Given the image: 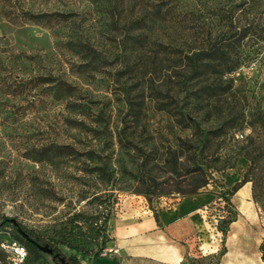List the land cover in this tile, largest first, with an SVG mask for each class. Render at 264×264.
<instances>
[{"label": "rangeland", "instance_id": "1", "mask_svg": "<svg viewBox=\"0 0 264 264\" xmlns=\"http://www.w3.org/2000/svg\"><path fill=\"white\" fill-rule=\"evenodd\" d=\"M133 1L119 6L121 16L113 26L103 8L87 0H0V264H11L5 246L14 239L11 224L19 223L47 238L75 211L92 217L101 211L97 201L88 202V195L95 192L102 199L112 193L107 197L113 205L107 224L110 239V223L116 226L121 220L131 226L148 210L160 213L183 197L172 193L146 202L128 172L136 174L143 159L157 158L151 175L158 180L171 177L183 187L190 181L187 171L192 167L190 155L184 153L202 146L233 164L220 169L217 163L209 183L195 194L203 197L191 215L200 240L180 264H198L195 261L209 254L214 258L208 264H253L260 258V245L264 248V0H178L174 6L178 20L165 16L143 30L131 31L127 24L139 13L137 3L156 2ZM40 15L44 17L35 18ZM243 31L245 36L239 39ZM141 34L138 45L128 43L130 35ZM227 36L222 41L229 43L227 52L240 61L235 72L220 80L211 76L179 83L185 49H205L212 39ZM74 39L92 45L101 63L82 65L66 46ZM170 44L179 45L176 48L182 53L172 54ZM46 76L71 85L75 98L55 100L51 84L41 83ZM170 95L178 105L194 107L199 129L183 130L155 109ZM131 113L137 117L136 125ZM226 117H244L245 122L235 131L204 141L205 132ZM118 132L125 134L128 148L118 144ZM244 141L252 143L251 158L257 159L250 170L249 161L236 156ZM52 145L98 152L113 170L117 190H108L110 185L90 174L86 167L93 163L82 157L50 156L37 162L38 152ZM169 147L184 155L172 175L161 162ZM244 176L250 180L253 216L245 215L244 227L231 226L239 212L228 192ZM226 219L232 221L227 226L222 222ZM106 247L108 257L93 262L77 257L81 264H106L112 256L119 264H151L116 252L113 240ZM22 264L52 262L40 257Z\"/></svg>", "mask_w": 264, "mask_h": 264}, {"label": "trees", "instance_id": "2", "mask_svg": "<svg viewBox=\"0 0 264 264\" xmlns=\"http://www.w3.org/2000/svg\"><path fill=\"white\" fill-rule=\"evenodd\" d=\"M87 1L97 4L103 8L106 16L113 26L114 24H117L119 16H121L119 6L125 4V2L126 4L131 2L134 3L133 0ZM177 1L178 0H156V2L151 1L145 5L137 3V5L140 7L138 10L139 13H136V15H134V17L128 21L127 25L129 29L131 31L143 30L149 24L154 23L157 20H161L165 18V16H168L170 20H178V16L176 17L177 13H175L176 11L174 7ZM41 17L44 16L40 15L35 18L39 19ZM57 17L64 16L59 14ZM235 34L236 32H234L231 36H234ZM141 36L142 34L130 35L128 38V43H130L132 46H135L136 44L138 45ZM244 36L245 31L242 32V34L239 36V39H242ZM227 38H229V36L222 38V40L214 38L207 44L205 49L195 47L185 49L186 51L183 55V61H181L184 68V73H182L179 83H196L198 80H202L203 78H208L211 76H214L220 80L235 72L240 65V61L238 58H233L230 56L227 52L229 43L222 42L223 40H227ZM236 41H238V39ZM66 46L68 50L73 52L79 57L81 61L84 62L82 65H89L93 62H98L99 64L101 63L98 52L88 42L82 41L81 39H74L67 41ZM169 46L172 47V54H174V52H178L179 54L182 53V51H179L178 48H176H180L179 45L170 44ZM179 75L180 74H178L176 77L179 78ZM41 83L51 84L48 85V87L53 90L52 97L57 101L75 98L74 88L64 81L46 76L41 78ZM183 89L187 90V86H184ZM193 108V106L189 107L188 104L178 105L176 99H174V97L171 95L168 101H159L155 104V109L158 112L167 114L169 118L172 119L174 124L183 130L199 129L198 122L192 115L194 110ZM131 116L135 118L133 125H136L137 117H135V115L132 113ZM100 120L101 121H98L99 124H105L102 119ZM244 120V117H226L222 119L213 130H208L205 132L204 141L208 143L212 138H216L225 135L227 132L237 130L245 122ZM77 123L79 125H83V122ZM122 130H124L123 127ZM91 132H95V129H92ZM239 133L241 134V132ZM116 137L118 144L125 148L126 144H128L124 141L125 134L121 135L118 132L116 133ZM251 144L252 143H249V141H244L239 145L238 151L236 153L237 157H243L249 161L250 165L248 170H250L257 162L256 158H251V153L254 149ZM185 152L186 153L184 154L190 155L192 162L191 169L187 171L190 181H188L185 186L178 187L174 182H172L171 177L158 180L156 177L151 175V167L158 163L157 158H153L151 160L143 159V163L139 165L137 169L138 172L136 174L128 172L131 178L141 187L137 194L143 196L146 202H150L152 198L167 196L168 194L172 193L178 194L181 197L195 195L200 189L204 188L209 183L212 173L218 169L215 168L217 163H221V166L219 167L220 169L230 168L233 164L229 163V159L220 160L219 157H217L216 152H210L208 149L204 151L203 146L200 148L191 147ZM50 156L56 158L71 157L73 159L82 157L85 160L92 162L93 165L91 167H86L88 172L90 174H96L102 182H104L106 185H110L108 190H117L115 188L113 170L109 169L108 163L104 160V157H102L95 150L85 149L84 151H78L71 145H52L48 148L41 149L38 152L36 161L42 162L49 160ZM183 156V153H178L175 149L171 150L170 147L167 149L164 157L165 160L161 162L163 166H169L168 170L170 171H168V174L172 175L177 171L179 165L178 162L183 158ZM149 165L151 166L149 167ZM138 174L140 175L138 176ZM248 182H250L248 178L245 176L242 177L239 182L235 183L231 187L228 195L231 197L241 186ZM88 196L91 199L88 202L97 201V206L101 207V211H97L98 213L93 217L91 215L87 216L81 211H75L68 217V219H66L64 225H62L53 235L47 238L37 235L34 231L26 229L19 223L10 225L13 229V238L16 241H19L27 251L25 260L36 261L40 257H48L51 259L52 264H81L77 256H80L81 258L88 257L92 262L97 259L109 256L106 251V243L113 239H110L109 235L107 234V224L113 205L107 197H111L112 193H107L106 197L103 199L102 196L97 195V192L89 194ZM82 200H84V198ZM224 201L229 208V199L225 197ZM104 204H106V206ZM104 210H106V213L103 212ZM227 213L228 216L231 214V211L227 210ZM152 214L157 221L156 212H152ZM4 222H6V220H4ZM222 222L227 226L232 221L230 219H226ZM36 245L46 247L48 250H50V252H42L37 248ZM62 247L68 249L71 253L66 255L63 252ZM260 250V259L264 262L263 245H260ZM212 258H214V255L209 254L201 256L195 262L198 264H208V261H210ZM110 261L112 264H119L115 256L110 257ZM213 264L222 263L215 261Z\"/></svg>", "mask_w": 264, "mask_h": 264}, {"label": "crops", "instance_id": "3", "mask_svg": "<svg viewBox=\"0 0 264 264\" xmlns=\"http://www.w3.org/2000/svg\"><path fill=\"white\" fill-rule=\"evenodd\" d=\"M202 200L200 195L183 197L177 203L167 205L160 213L157 212V221L148 210L146 215L131 226L125 225L121 220L116 222V226L110 223L111 238L117 246L116 252L151 264H180L184 255L200 240L198 226L191 215L201 205ZM230 201L239 212V219L231 226L234 223L245 225V215L250 218L253 216L248 183L241 186L231 196ZM253 264L264 262L259 258Z\"/></svg>", "mask_w": 264, "mask_h": 264}, {"label": "built area", "instance_id": "4", "mask_svg": "<svg viewBox=\"0 0 264 264\" xmlns=\"http://www.w3.org/2000/svg\"><path fill=\"white\" fill-rule=\"evenodd\" d=\"M240 138L241 134L238 135ZM7 252L10 256L11 264H22V262L26 259L27 251L25 247L20 245L18 241L11 239L6 245Z\"/></svg>", "mask_w": 264, "mask_h": 264}, {"label": "water", "instance_id": "5", "mask_svg": "<svg viewBox=\"0 0 264 264\" xmlns=\"http://www.w3.org/2000/svg\"><path fill=\"white\" fill-rule=\"evenodd\" d=\"M36 246L42 252H46V253H49L50 252V250H48L46 247H41V246H38V245H36Z\"/></svg>", "mask_w": 264, "mask_h": 264}, {"label": "bare ground", "instance_id": "6", "mask_svg": "<svg viewBox=\"0 0 264 264\" xmlns=\"http://www.w3.org/2000/svg\"><path fill=\"white\" fill-rule=\"evenodd\" d=\"M244 197V196H243Z\"/></svg>", "mask_w": 264, "mask_h": 264}]
</instances>
